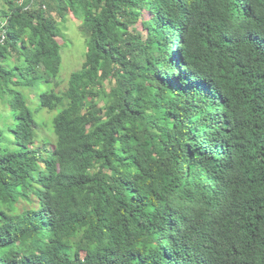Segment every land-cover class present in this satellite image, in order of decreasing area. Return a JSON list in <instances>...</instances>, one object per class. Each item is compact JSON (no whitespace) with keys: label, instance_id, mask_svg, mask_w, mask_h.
Returning <instances> with one entry per match:
<instances>
[{"label":"trees","instance_id":"obj_1","mask_svg":"<svg viewBox=\"0 0 264 264\" xmlns=\"http://www.w3.org/2000/svg\"><path fill=\"white\" fill-rule=\"evenodd\" d=\"M4 1L0 264H264V0Z\"/></svg>","mask_w":264,"mask_h":264},{"label":"rangeland","instance_id":"obj_2","mask_svg":"<svg viewBox=\"0 0 264 264\" xmlns=\"http://www.w3.org/2000/svg\"><path fill=\"white\" fill-rule=\"evenodd\" d=\"M6 4L4 0H0V9L6 8ZM55 15V12L53 13ZM56 16V15H55ZM59 20L58 17H56ZM80 21L69 12L65 21L59 23V40L62 44L61 48V71L59 76L55 79V83L52 84V89L55 91H62L67 86V80L69 78L70 73L78 68L83 59L84 52L86 49L85 45V37L82 34L79 28ZM140 27V23L138 24ZM2 67L0 66V69ZM47 85H40V90H46ZM29 89H25V94H28ZM27 97V103L31 107L35 115V119L38 123L36 127V136L35 142L32 144V147H37L41 144L43 139H47L46 148L52 149L57 152V149H54V134L51 131V118L54 115L53 111H49L46 108L38 109V101L33 94H29ZM8 107H5L0 102V127L3 129L6 138L12 136V134L7 130L5 126L4 119L7 112ZM5 145H9L8 139L4 140ZM42 154H44L42 152ZM17 206L22 210L25 207H28V203L25 200H20L17 203Z\"/></svg>","mask_w":264,"mask_h":264},{"label":"built area","instance_id":"obj_3","mask_svg":"<svg viewBox=\"0 0 264 264\" xmlns=\"http://www.w3.org/2000/svg\"><path fill=\"white\" fill-rule=\"evenodd\" d=\"M24 0H18L19 3L23 2Z\"/></svg>","mask_w":264,"mask_h":264}]
</instances>
